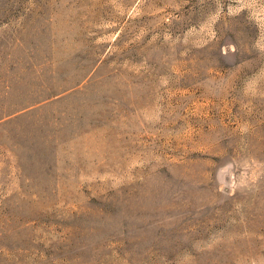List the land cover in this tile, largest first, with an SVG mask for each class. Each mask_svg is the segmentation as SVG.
Instances as JSON below:
<instances>
[{
  "label": "rangeland",
  "instance_id": "obj_1",
  "mask_svg": "<svg viewBox=\"0 0 264 264\" xmlns=\"http://www.w3.org/2000/svg\"><path fill=\"white\" fill-rule=\"evenodd\" d=\"M0 264H264V0H0Z\"/></svg>",
  "mask_w": 264,
  "mask_h": 264
}]
</instances>
